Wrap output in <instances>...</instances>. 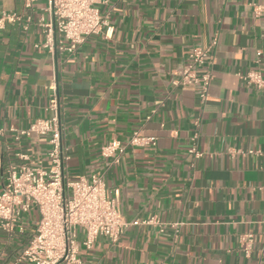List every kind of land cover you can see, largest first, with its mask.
<instances>
[{
  "label": "crops",
  "instance_id": "crops-1",
  "mask_svg": "<svg viewBox=\"0 0 264 264\" xmlns=\"http://www.w3.org/2000/svg\"><path fill=\"white\" fill-rule=\"evenodd\" d=\"M264 0H109L104 27L69 54L52 55L39 14L25 30L0 32V191L9 164L26 155L49 167L47 143L16 139L49 116L59 100L67 175L100 172L107 193L130 227L117 243L98 237L87 249L78 230L81 264H264ZM43 2L36 5L39 9ZM1 12L25 14L22 0H0ZM217 41L209 97L172 82L194 47ZM134 133L155 146L128 148L104 159L101 148ZM194 150L200 156L190 153ZM39 216L22 214L12 233L0 228V264L16 259L33 237ZM178 224L172 227V224ZM252 235L246 254V235ZM26 264V263H23Z\"/></svg>",
  "mask_w": 264,
  "mask_h": 264
},
{
  "label": "built area",
  "instance_id": "built-area-1",
  "mask_svg": "<svg viewBox=\"0 0 264 264\" xmlns=\"http://www.w3.org/2000/svg\"><path fill=\"white\" fill-rule=\"evenodd\" d=\"M24 15L15 12H1L0 32L7 24H22L27 30L36 13L37 26L43 41L35 49H45L53 56L74 53L86 38L98 35L106 28L112 30L108 17L101 10L109 0H22ZM43 2V5L36 7ZM255 16L264 14V3L254 5ZM217 41L207 47H194L188 55L187 64L176 73L172 82L175 87L197 89V97L203 104L209 97L213 79L212 64ZM247 86L261 89L264 80L259 71H250L240 76ZM47 111L49 116L34 120L25 130L16 132V139L36 136L47 143L49 167L41 161H31L26 155L18 158L27 164H9L3 173L0 191V228L12 233L22 214L31 209L38 213L35 233L16 259V264H81L78 256V230L84 233L82 245L89 249L98 237H105L117 243L130 227L157 224L155 218L141 222L126 221L118 208V190L114 197L107 193L105 177L94 172L89 177L72 180L67 175L70 160L64 147V127L60 118L59 100L53 95ZM155 146L152 138L134 133L126 142L113 140L101 148L104 159L117 158L126 149ZM190 153L200 156L193 149ZM173 228L178 224H172ZM246 254L253 241L246 235Z\"/></svg>",
  "mask_w": 264,
  "mask_h": 264
}]
</instances>
